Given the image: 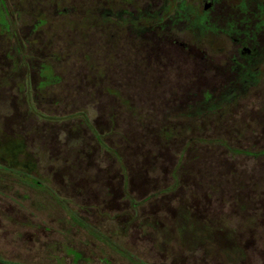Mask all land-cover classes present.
<instances>
[{
  "label": "rangeland",
  "instance_id": "obj_1",
  "mask_svg": "<svg viewBox=\"0 0 264 264\" xmlns=\"http://www.w3.org/2000/svg\"><path fill=\"white\" fill-rule=\"evenodd\" d=\"M6 1L0 130L22 141V153L9 157L36 160L39 178L0 161V264H132L142 252L148 264H264V86L212 117L176 124L169 139L164 117L177 102L159 99L152 85H98L97 72L85 84L55 86L45 72L35 84L37 52L12 35L36 25L24 26L20 7ZM64 18L54 24L59 47L71 36L81 45L85 31H69ZM90 31L87 55L99 63L101 31ZM73 61L80 65L82 53Z\"/></svg>",
  "mask_w": 264,
  "mask_h": 264
},
{
  "label": "flooded vegetation",
  "instance_id": "obj_2",
  "mask_svg": "<svg viewBox=\"0 0 264 264\" xmlns=\"http://www.w3.org/2000/svg\"><path fill=\"white\" fill-rule=\"evenodd\" d=\"M29 3L30 0L6 1L7 5L20 7L24 26L31 22L36 25L29 36L21 30L11 31L19 47L18 39L24 38L37 52L33 62L36 72L30 75L35 84L40 73L45 72L50 84L68 80L85 84L90 73L97 72L93 78L99 80L98 85L111 80L119 86L152 85L160 89L159 99L177 102L164 117L167 126L161 132L169 139L179 134L176 124L212 117L247 98L251 89L264 86V0H35L36 20L29 13ZM79 6L80 18L75 12ZM59 17H65L63 20L73 27L71 32L83 28L81 45L71 36L68 47H59L54 27ZM96 27L101 31L97 36L103 56L99 63L87 55V33ZM32 36L39 41L30 42ZM79 52L83 61L74 68L72 63ZM53 56L64 58L65 63L55 62ZM111 69L117 72L114 77L107 73ZM51 85L46 87L55 86ZM5 137L0 130V161L24 169L25 160L5 155ZM188 144L190 147V141ZM28 165L37 176L36 160ZM3 193L1 190L2 196ZM116 245L117 254L123 256L121 239ZM146 246L144 251L148 253L154 249ZM135 256L139 262L132 264H148L146 253ZM75 258L83 259L80 255Z\"/></svg>",
  "mask_w": 264,
  "mask_h": 264
},
{
  "label": "trees",
  "instance_id": "obj_3",
  "mask_svg": "<svg viewBox=\"0 0 264 264\" xmlns=\"http://www.w3.org/2000/svg\"><path fill=\"white\" fill-rule=\"evenodd\" d=\"M6 141H9V144H12V146H13V148H10V151L7 154L8 157H9L10 154L12 155L13 153H17V154L18 153H22L23 146H22V143H21L20 140H14V139H11V138H7ZM13 158H18V157L16 156V157H13ZM32 168L33 167H31V166L28 165V160H27L26 161V164L24 165V169H26L28 172H33Z\"/></svg>",
  "mask_w": 264,
  "mask_h": 264
}]
</instances>
